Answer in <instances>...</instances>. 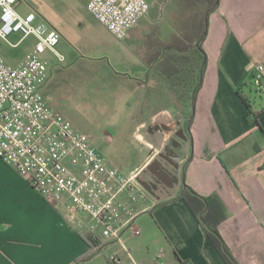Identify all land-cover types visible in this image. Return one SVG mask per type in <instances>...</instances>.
<instances>
[{
	"label": "crops",
	"instance_id": "crops-1",
	"mask_svg": "<svg viewBox=\"0 0 264 264\" xmlns=\"http://www.w3.org/2000/svg\"><path fill=\"white\" fill-rule=\"evenodd\" d=\"M72 1L80 13L99 23L87 9L90 0ZM40 24L57 30L62 39V23L44 19ZM136 26L125 40L116 39L103 26L119 43L115 56L125 70L120 78L134 91L124 96V108L154 112L133 132L142 160L129 174L138 172L140 179L142 171L160 160L162 153L177 154L178 169L167 184L151 172L148 180L159 185L154 188L169 184L168 189L160 187L159 195L148 193L150 188L143 183L145 198L134 204L138 213L134 225L141 229V236L126 230L121 244L104 246L116 250L112 256H103L104 248L96 251L95 247L97 255L84 264H115L114 256L120 260L118 264H156L155 255L160 251L171 264H226L187 204L176 200L184 182L198 195L215 198L211 212L224 214L218 230L237 262L264 264V89L257 92L251 84L252 68L264 65V0H220L210 16L203 43L208 61L194 109L192 139L185 129L188 109L162 82L156 65L149 64L155 54L154 47L148 45L150 32L141 33ZM173 32L161 39L169 40ZM107 49L110 51V46ZM59 66L50 65L49 79L42 88L48 102L49 82ZM253 95L263 98L254 104ZM163 117L164 123L174 128L173 133L163 130L159 122ZM179 130H184L185 138L176 135ZM116 156L119 160L117 152ZM175 185L178 188H173ZM141 211L149 216L139 217ZM84 215L89 214L75 211L68 198L57 205L49 203L0 159V264H74L92 250L85 238L94 237L91 228L96 221L89 215L91 221L85 222Z\"/></svg>",
	"mask_w": 264,
	"mask_h": 264
},
{
	"label": "built area",
	"instance_id": "built-area-1",
	"mask_svg": "<svg viewBox=\"0 0 264 264\" xmlns=\"http://www.w3.org/2000/svg\"><path fill=\"white\" fill-rule=\"evenodd\" d=\"M20 0H0V41L12 47L9 37L21 34L19 43L29 37L37 41L31 52L17 66L0 57V159L13 166L38 194L53 205L68 198L74 210L89 214L97 225L91 228L99 240L96 251L108 243L123 242V234L141 236L135 227L138 216L134 204L144 198L139 173L124 174L109 165L107 158L91 143L90 137L77 131L51 107L42 88L49 79L53 54L59 63L65 57L57 46L60 33L37 23L33 12L22 15ZM147 0H90V14L118 40L150 11ZM252 87L260 92L264 85V65L251 70ZM97 227L101 235L97 236ZM97 236V237H95ZM117 256L112 262L120 263ZM156 264H171L164 251L155 255Z\"/></svg>",
	"mask_w": 264,
	"mask_h": 264
},
{
	"label": "rangeland",
	"instance_id": "rangeland-1",
	"mask_svg": "<svg viewBox=\"0 0 264 264\" xmlns=\"http://www.w3.org/2000/svg\"><path fill=\"white\" fill-rule=\"evenodd\" d=\"M148 1L151 3L148 19L141 21L136 30L150 32L148 39L151 40L155 35L169 38L177 16L178 0ZM74 4L72 0H21L19 11L24 15L36 13L37 23H42L44 19L62 23L64 34L57 50L64 55L65 61L59 63L51 53L46 56L50 65L61 64L49 82V104L77 131L88 135L92 145L108 159L110 165L128 175L142 160L133 132L138 123L150 119L154 112L153 109L137 111L124 108L127 101L124 96L134 91L123 84L120 78L125 70L119 66L115 56L119 43L92 17L80 13ZM81 25L85 26L82 28ZM21 38V34H13L9 40L16 44ZM36 41L34 37H29L16 47L0 41V57L16 66L33 50ZM109 46L110 51L107 49ZM127 73L131 76L130 72ZM138 96L141 98L142 91L138 90ZM253 98L252 103L255 104L263 96L253 95ZM132 99L135 105V97ZM154 99L157 101L159 98L155 96ZM142 113H148V116ZM116 152L120 156L119 160ZM150 176L151 171L147 168L138 178L142 188L143 183H146V188H150L148 193L156 196L163 190L160 187L168 189L169 184L154 188L159 185L149 181ZM175 186L173 188H178ZM176 194L178 197L179 191ZM146 215L149 216V213L139 212V217ZM83 219L85 222L91 221L89 215H84ZM96 231L101 235V228L97 227ZM114 251L108 245L100 254L112 256Z\"/></svg>",
	"mask_w": 264,
	"mask_h": 264
},
{
	"label": "trees",
	"instance_id": "trees-1",
	"mask_svg": "<svg viewBox=\"0 0 264 264\" xmlns=\"http://www.w3.org/2000/svg\"><path fill=\"white\" fill-rule=\"evenodd\" d=\"M219 3L220 0H178L171 38L164 41L155 35L153 40L148 39L149 47L152 46L155 50L149 64L156 65V72L162 82L188 109L185 129L190 139H192L191 126L197 95L203 84L208 61L203 43L208 35L210 16L217 11ZM244 102L252 118H256V113L253 112L246 98ZM187 166L188 162L184 166L183 176ZM176 200H183L187 204L225 263L239 264L218 230L224 214L219 210L215 213L211 212L215 198L198 195L184 182ZM85 239L92 250L74 264H84L97 255L94 248L98 246L99 240L94 239L93 236H87Z\"/></svg>",
	"mask_w": 264,
	"mask_h": 264
},
{
	"label": "water",
	"instance_id": "water-1",
	"mask_svg": "<svg viewBox=\"0 0 264 264\" xmlns=\"http://www.w3.org/2000/svg\"><path fill=\"white\" fill-rule=\"evenodd\" d=\"M164 120H166L165 117L159 120L163 130L168 134L173 133L174 128L168 123H164ZM177 124L180 123L178 122ZM176 135L185 138L184 130L177 131ZM159 158L160 160H157L154 164L148 166V169L155 174L160 182L167 184L173 179L174 171L178 169V165L174 161L178 158V155L173 152V155L170 157L169 155L162 153L159 155Z\"/></svg>",
	"mask_w": 264,
	"mask_h": 264
},
{
	"label": "bare ground",
	"instance_id": "bare-ground-1",
	"mask_svg": "<svg viewBox=\"0 0 264 264\" xmlns=\"http://www.w3.org/2000/svg\"><path fill=\"white\" fill-rule=\"evenodd\" d=\"M160 134V133H159ZM158 136V135H157ZM160 143V142H159ZM161 145H163V144H161Z\"/></svg>",
	"mask_w": 264,
	"mask_h": 264
}]
</instances>
